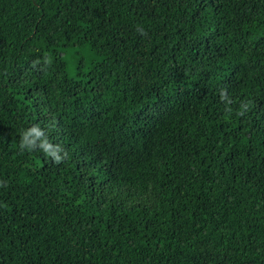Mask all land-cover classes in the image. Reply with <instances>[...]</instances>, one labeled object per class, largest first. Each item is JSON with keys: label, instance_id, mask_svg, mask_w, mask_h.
I'll list each match as a JSON object with an SVG mask.
<instances>
[{"label": "trees", "instance_id": "16d2710c", "mask_svg": "<svg viewBox=\"0 0 264 264\" xmlns=\"http://www.w3.org/2000/svg\"><path fill=\"white\" fill-rule=\"evenodd\" d=\"M0 264H264V0H0Z\"/></svg>", "mask_w": 264, "mask_h": 264}, {"label": "rangeland", "instance_id": "374dc122", "mask_svg": "<svg viewBox=\"0 0 264 264\" xmlns=\"http://www.w3.org/2000/svg\"><path fill=\"white\" fill-rule=\"evenodd\" d=\"M67 58H68V61H69L68 71H69L70 74H74V62H73V59L70 58L69 56Z\"/></svg>", "mask_w": 264, "mask_h": 264}, {"label": "clouds", "instance_id": "9594fccd", "mask_svg": "<svg viewBox=\"0 0 264 264\" xmlns=\"http://www.w3.org/2000/svg\"><path fill=\"white\" fill-rule=\"evenodd\" d=\"M43 147L45 148V150H47L48 146L47 145H43ZM56 159H59V156H56Z\"/></svg>", "mask_w": 264, "mask_h": 264}]
</instances>
